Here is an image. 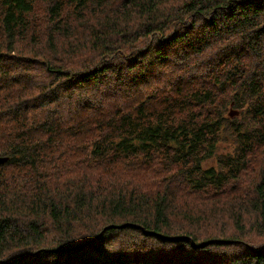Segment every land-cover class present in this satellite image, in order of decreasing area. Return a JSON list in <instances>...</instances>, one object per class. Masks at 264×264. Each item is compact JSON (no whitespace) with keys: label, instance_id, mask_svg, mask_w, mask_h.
I'll return each instance as SVG.
<instances>
[{"label":"trees","instance_id":"1","mask_svg":"<svg viewBox=\"0 0 264 264\" xmlns=\"http://www.w3.org/2000/svg\"><path fill=\"white\" fill-rule=\"evenodd\" d=\"M0 157V264H264V0H0Z\"/></svg>","mask_w":264,"mask_h":264},{"label":"rangeland","instance_id":"2","mask_svg":"<svg viewBox=\"0 0 264 264\" xmlns=\"http://www.w3.org/2000/svg\"><path fill=\"white\" fill-rule=\"evenodd\" d=\"M230 110H236L237 113L234 114L233 116H236L239 114V110L237 108H234L232 105L229 106V111ZM228 116H229V112H228ZM233 116H229L230 118L233 117ZM232 146L233 144L226 140H221L220 143L217 145V153L220 154V153H224V152H227V151H231L232 150ZM213 163L214 160H211L209 161L208 163ZM174 181L176 182V178L174 179ZM237 200H234L233 202H236ZM181 202V201H179ZM231 202V203H233ZM193 205V209H197V210H200L202 212H198L196 214V217L195 219H198L199 221L203 220L201 225H200V229L202 230L201 231V236L202 234L204 233H208V235H219V234H222V235H225V236H229L230 234L232 233H235L236 232V228H235V224H234V220L231 216V214L227 211V209L225 208V206L221 203V202H212V203H198L196 202L195 204H192ZM188 205H185L183 207H187ZM215 208H222L223 211L222 212H217L215 214H212V211H211V216L207 215L206 212L208 210H213ZM186 226L189 227L190 226V223L186 222ZM196 227L194 228V232L195 231H198V230H195Z\"/></svg>","mask_w":264,"mask_h":264},{"label":"bare ground","instance_id":"3","mask_svg":"<svg viewBox=\"0 0 264 264\" xmlns=\"http://www.w3.org/2000/svg\"><path fill=\"white\" fill-rule=\"evenodd\" d=\"M175 6H176V5H175ZM173 8H175V7H173ZM179 14H180V12H179ZM175 15H176V14H175ZM175 15H174V17H175ZM202 20H203V19H202ZM204 22H205V21H204ZM213 25H214V24H213ZM206 26H207V25H206ZM204 28H205V27H204ZM209 28H210V27H209ZM214 28H215V27H214ZM216 28H217V27H216ZM233 30H234V29H233ZM235 30H236V29H235ZM219 32H220V31H219ZM226 32H227V31H226ZM232 32H233V31H232ZM221 33H222V31H221ZM236 33H237V32H236ZM234 34H235V33H234ZM234 34H233V36H234ZM209 35H211V34H209ZM219 35H221V34H217V36H219ZM229 35H230V34H229ZM231 35H232V34H231ZM217 36H216V37H217ZM223 36H224V35H223ZM235 36H236V35H235ZM235 36H234V37H235ZM206 37H207V36H206ZM208 37H209V36H208ZM216 37H215V38H216ZM229 37H230V36H229ZM211 38H213V37H211ZM211 38H210V39H211ZM230 38H231V37H230ZM228 39H229V38H228ZM175 55H176V54H175ZM176 56H177V55H176ZM177 58H179V57H177ZM175 59H176V58H175ZM177 60H178V59H177ZM177 67H178V66H177ZM179 71H180V70H179ZM181 71H182V70H181ZM178 73H179V72H178ZM182 73H183V72H182ZM180 77H181V76H180ZM166 78H167V77H166ZM181 78H182V77H181ZM177 79H179V78H177ZM173 80H176V79H173ZM177 81H178V80H177ZM170 82H171V80H170ZM172 82H174V81H172ZM166 83H167V82H166ZM168 84H169V83H168ZM171 84H172V83H171ZM177 84H178V83H177ZM177 84H175V85H177ZM161 85H162V84H161ZM165 85H166V84H165ZM172 85H173V84H172ZM175 85H174V86H175ZM162 86H163V85H162ZM162 86H160V87H162ZM155 87H156V86H155ZM155 87H154V88H155ZM166 87H168V86H166ZM170 87H171V86H170ZM152 88H153V87H152ZM164 89H165V88H164ZM167 89H168V88H167ZM153 91H154V90H153ZM153 91H152V92H153ZM158 91H159V89H158ZM158 91H157V92H158ZM157 92H155V93H157ZM155 93H154V94H155ZM151 96H152V94H151ZM148 98H149V97H148ZM146 105H147V104H146ZM46 117H47V116H46ZM48 118H49V116H48ZM144 132H145V131H144ZM51 177H52V176H51ZM54 179H55V178H54ZM50 180H51V178H50ZM48 184H49V183H48ZM50 184H51V183H50ZM4 186H5V185H4ZM13 187H14V186H13ZM13 190H14V189H13ZM0 191H1V190H0ZM5 192H6V191H5ZM6 193H7V192H6ZM17 193H18V192H17ZM17 193H16V194H17ZM2 195H3V193H2ZM15 196H16V195H15ZM4 197H5V196H4ZM9 199H10V198H9ZM7 201H8V200H7ZM14 201H16V200H14ZM18 214H19V213H18ZM27 214H28V213H27ZM18 217H19V216H18ZM31 221H32V220H31ZM34 246H35V245H34ZM25 247H26V246H25ZM185 247H186V246H185ZM35 248H37V247H34L33 249H35ZM177 248H180V247H177ZM175 249H176V248H175ZM23 250H24V249H23ZM23 250H22V251H23ZM87 251H88V250H87ZM23 252H24V251H23ZM90 252H91V251H90ZM90 252H89V253H90ZM172 252H173V251H172ZM89 253H88V255H89ZM239 253H240V252H239ZM85 254H86V253H85ZM183 254H184V253H183ZM93 255H94V254H93ZM95 255H96V254H95ZM95 255H94V256H95ZM40 256H41V255H40ZM84 257H86V256L84 255ZM92 257H93V256H92ZM175 257H176V256H175ZM30 258H31V257H30ZM42 258H43V257H42ZM80 258H82V257H80ZM234 258H236V257H234ZM43 259H44V258H43ZM41 261H42V260H41ZM80 261H81V260H80ZM232 261H233V260H232ZM40 263H42V262H40ZM45 263H46V262H45ZM79 263H80V262H79ZM231 264H232V263H231Z\"/></svg>","mask_w":264,"mask_h":264},{"label":"water","instance_id":"4","mask_svg":"<svg viewBox=\"0 0 264 264\" xmlns=\"http://www.w3.org/2000/svg\"><path fill=\"white\" fill-rule=\"evenodd\" d=\"M236 113H237L236 110H230L229 111V116H233ZM5 159H6V157H0V163L3 162Z\"/></svg>","mask_w":264,"mask_h":264}]
</instances>
